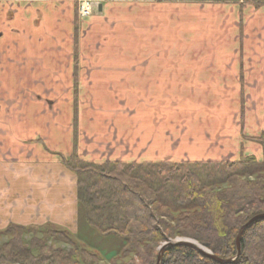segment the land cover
Here are the masks:
<instances>
[{
    "label": "crops",
    "instance_id": "crops-1",
    "mask_svg": "<svg viewBox=\"0 0 264 264\" xmlns=\"http://www.w3.org/2000/svg\"><path fill=\"white\" fill-rule=\"evenodd\" d=\"M78 6L0 0L1 228L77 226L78 177L63 162L76 148L125 162L115 148L133 135L154 151L136 162L163 160L161 140L177 161L263 159L249 137L264 132V1Z\"/></svg>",
    "mask_w": 264,
    "mask_h": 264
},
{
    "label": "trees",
    "instance_id": "trees-1",
    "mask_svg": "<svg viewBox=\"0 0 264 264\" xmlns=\"http://www.w3.org/2000/svg\"><path fill=\"white\" fill-rule=\"evenodd\" d=\"M63 162L78 177V201L86 208V224L123 243L113 264L121 257L129 258L122 264H156L157 247L178 236L193 238L215 256L232 259L241 226L264 213V159L95 164L74 154ZM256 166L260 168L252 179ZM47 226L42 237L37 236L41 229L37 225L10 224L0 231L9 237L0 245V264H100V253L76 244L69 229ZM29 231L33 237L25 242L24 233ZM50 237L71 249L48 247ZM241 247L236 260L220 263L193 247L169 246L161 264H264V219L246 227Z\"/></svg>",
    "mask_w": 264,
    "mask_h": 264
},
{
    "label": "rangeland",
    "instance_id": "rangeland-1",
    "mask_svg": "<svg viewBox=\"0 0 264 264\" xmlns=\"http://www.w3.org/2000/svg\"><path fill=\"white\" fill-rule=\"evenodd\" d=\"M131 99V97H130ZM131 102V100H130ZM259 116L261 118H264V115L263 113H260ZM188 121H189V118H188ZM198 123V122H197ZM196 124V123H195ZM195 128H199L198 125H195ZM209 129V128H208ZM171 131L173 129H170ZM195 134L196 131H195ZM174 136L175 135H172V138L174 139ZM264 136V132L262 133H259V134H250V140L254 141V142H258L259 144L262 145V147L264 148L262 142H264V140L262 139ZM167 138V137H165ZM135 141V137L132 135V136H128V143L126 144H123V145H120L118 144L119 146H116V152L115 149L111 151V153L113 154L114 152V155L117 154V155H122V157L128 159V161H125L123 163H127V164H130V163H167V162H174V163H183V162H186V161H177V160H174V159H170L167 157V154L169 153V147L167 145H163V142L160 141V144H157L156 146L158 147L160 145L161 148L165 149V150H161L160 151V155L159 157H162V159H160V161H156V162H136L135 160L131 161L132 158H136L135 155H137L139 152H141V154H148L150 156L153 157L154 155V151L152 150V146L151 144L150 145H147L145 150L143 149V151H140L138 150L136 144L134 143ZM76 146V144H75ZM77 147V146H76ZM75 147V148H76ZM178 146H176L177 148ZM142 148V147H140ZM216 148V145L213 144L211 146H209V148L207 149L208 151H212ZM230 149H233L232 147H230ZM109 151V148L107 149ZM139 151V152H138ZM177 151L175 150V154H172L173 156H176ZM75 155H79L78 153V148L75 149ZM73 154V155H74ZM91 155L94 156V157H97L96 155H99L97 154V152H94L92 151L91 152ZM166 155V157H165ZM169 157H172V156H169ZM178 157V156H177ZM248 156H244L242 155L240 157L239 160H242L244 158H247ZM249 157H252V156H249ZM65 158V157H63ZM253 158H255V156H253ZM263 159H264V156H263ZM262 159V160H263ZM239 160H236V161H239ZM255 160L257 162H261L262 160H258L255 158ZM85 162H90L89 159H86L84 160ZM120 161V160H119ZM206 160H195V162H189V163H213V162H223V161H213V162H205ZM112 162H117V161H112ZM112 162H104V163H112ZM121 162V161H120ZM227 162H230V161H227ZM231 162H234V161H231ZM91 163H95L94 161H92ZM95 164H99V163H95ZM100 164H103V163H100ZM259 168L260 167H257L256 166V169L254 168V170H256L255 174L252 175V179H256V174H257V171H259ZM261 173H263L261 171ZM225 186V184L222 183L221 187ZM170 190V189H169ZM85 212H86V208L80 204V208H79V215H78V224L76 227H74L72 230L69 229V228H63V227H58V226H54V228H57V229H69L72 233H73V240L75 241L76 244H78L79 246H81L82 248H87V249H93V250H97L100 255H101V262L100 264H113L112 262V257L114 254L116 253H119L123 243L120 239L118 238H115L113 236H101L99 234H97L92 228H90L86 222H85ZM9 226V225H8ZM30 226V225H29ZM37 226H40L41 229L40 231L37 233V236L38 237H42L43 236V230L45 228H47V224H42V225H37ZM7 227L5 228H1L0 227V231L6 229ZM33 237V233L32 232H25L24 233V240L25 242H29L31 240V238ZM176 239H190V240H193L195 242H197L198 244H200L197 240L193 239V238H189V237H175V238H172V239H169V240H176ZM9 240V237L5 234H2L0 233V245H2L4 242L8 241ZM167 240V241H169ZM165 241V242H167ZM165 242H162L156 249V251L159 252V247H161V245ZM202 245V244H200ZM47 246L48 247H51L53 249H64L65 251H68L71 249V245L68 244V243H65V242H62L60 240H56L52 237H50L47 241ZM204 246V245H202ZM205 247V246H204ZM207 248V247H206ZM208 249V248H207ZM210 250V249H209ZM120 255V254H118ZM158 256V254H157ZM129 258H123L121 257L120 259L118 258L117 260V264H122L126 261H128Z\"/></svg>",
    "mask_w": 264,
    "mask_h": 264
},
{
    "label": "water",
    "instance_id": "water-1",
    "mask_svg": "<svg viewBox=\"0 0 264 264\" xmlns=\"http://www.w3.org/2000/svg\"><path fill=\"white\" fill-rule=\"evenodd\" d=\"M260 219H264V213L261 214H257L255 216H253L251 219H249L244 225L241 226L239 233L237 235L236 238V243H237V254L234 258L232 259H222L220 257L215 256L214 254L211 253V251L209 249H207L206 247L198 244L197 242L190 240V239H176V240H169L165 243H163L161 245V247H159V252H158V256H157V261L156 264H161L162 259H163V255H164V251L167 249V247L169 246H174V245H187L190 247H193L195 249H197L198 251H200L202 254L220 262V263H229L232 262L234 260H236L240 255H241V251H242V247H241V238L242 235L246 229V227H248L249 225H251L252 223H254L257 220Z\"/></svg>",
    "mask_w": 264,
    "mask_h": 264
},
{
    "label": "built area",
    "instance_id": "built-area-1",
    "mask_svg": "<svg viewBox=\"0 0 264 264\" xmlns=\"http://www.w3.org/2000/svg\"><path fill=\"white\" fill-rule=\"evenodd\" d=\"M78 14L80 17H87L94 11L95 0H78Z\"/></svg>",
    "mask_w": 264,
    "mask_h": 264
}]
</instances>
